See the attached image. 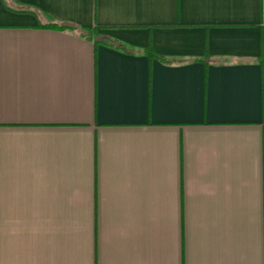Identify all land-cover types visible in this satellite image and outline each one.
<instances>
[{
    "label": "crops",
    "instance_id": "0c3cea01",
    "mask_svg": "<svg viewBox=\"0 0 264 264\" xmlns=\"http://www.w3.org/2000/svg\"><path fill=\"white\" fill-rule=\"evenodd\" d=\"M0 264H264V0H0Z\"/></svg>",
    "mask_w": 264,
    "mask_h": 264
},
{
    "label": "trees",
    "instance_id": "16d2710c",
    "mask_svg": "<svg viewBox=\"0 0 264 264\" xmlns=\"http://www.w3.org/2000/svg\"><path fill=\"white\" fill-rule=\"evenodd\" d=\"M42 26L47 28H54V29L73 32L88 39L95 38L96 36V30L94 28H89L87 26H82V25H74L71 23L58 22V21H48ZM146 53L150 58L156 56V53L150 48L146 50Z\"/></svg>",
    "mask_w": 264,
    "mask_h": 264
}]
</instances>
